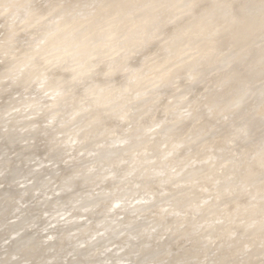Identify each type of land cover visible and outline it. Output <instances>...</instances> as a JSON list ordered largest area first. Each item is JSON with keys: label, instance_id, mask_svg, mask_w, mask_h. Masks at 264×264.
Segmentation results:
<instances>
[{"label": "water", "instance_id": "obj_1", "mask_svg": "<svg viewBox=\"0 0 264 264\" xmlns=\"http://www.w3.org/2000/svg\"><path fill=\"white\" fill-rule=\"evenodd\" d=\"M16 1L23 2V0ZM73 1L28 0V3L24 6L23 15L19 16L17 13L21 8L18 11L16 7H13L14 2L0 0V69L2 71V73L0 72V136H2V139L5 137L22 139L21 142L16 144V147L8 149V155L14 156L20 153L25 159L19 160L14 165H0V264H188L187 262L191 264H213L212 262L216 260L217 255L225 247H238L235 260L237 264H245V261L251 258L255 254L254 251L257 250V247L250 248L254 245L251 242L254 240L253 235L257 234V227L264 225V219L260 220L262 216L255 217H261L258 219L260 222H258L254 221L255 218H252L256 215L255 210V215L249 218L246 215L232 214L231 217H234L233 222L236 220L237 223L244 224L247 230L252 229L253 232H241L234 224L231 230L222 236L208 229L209 226L225 224L223 222L226 220V215L224 216L221 210L213 211L211 206L213 201L216 200L214 198L216 192L220 190L221 183L222 185L224 184V181L220 184L219 182L225 177L226 172L231 171L229 176L233 175V171L239 169L240 161H242L241 158L232 157L226 147H218L215 156L208 158L211 160L212 168L216 159H222L225 165L223 172L219 176H213V169L210 171L209 175L210 177L212 176L211 185L215 183L219 185L215 184L213 186V189L217 188L216 191L207 192L206 194H188L184 186L193 181L196 173L205 169L204 161L207 159L197 163L182 165L173 173L169 162L178 145L173 148L174 150L163 151L164 153L160 159L164 165L160 175H163V178L159 185L160 191H156L158 192L157 194L156 192L149 193L139 189L141 188V182L145 180L139 177V173H132L134 170L139 169L138 166H135L137 163L131 166L130 162L129 165L131 167L128 165L121 174L112 172L99 175L97 172L79 171V165L76 162L80 157V152L92 153V157L99 165L101 162L111 160L119 153L129 149L134 143L145 141L147 138L144 135H146L147 130L144 128L133 130L131 135L122 139L121 142L104 141L91 152L87 147L89 143L85 144V142H87L90 135L95 133L99 135L100 130L97 132L96 128H92L89 131L90 134L80 132L89 123L90 118L87 119L89 115L87 113L83 117L85 122L76 125V123L82 122V117H79L75 124H68L64 128L65 130L63 129L55 135V141H52V149L45 150L39 162L38 160L36 161V156L40 153L43 144L38 141V144H32L30 147L25 146L28 143L27 140L31 139L32 133L36 129H42L46 124L53 125L55 121H61L60 125L65 126L72 115L82 114L85 109L88 111L96 106L93 104L95 100L92 101L89 97L85 99L86 96L80 88L86 81L97 76V70L106 62L104 61L107 59L106 57L114 56L119 49L120 51L124 49V58L117 60V62H107L108 69L106 68L107 71L103 74L105 78L101 79L105 84L100 82L99 85L101 89L107 90L115 80L121 82L120 91L112 94L107 92L104 96L105 98L109 97L107 94L118 96L114 99L117 101L109 103L111 107H119L116 111L121 115L113 117L112 124H114L116 121L122 122L125 119L126 115L122 102L129 92H132L131 100L139 97L140 99L138 98L137 101L145 102L143 103L145 106L156 99L157 96L153 95V93L157 91L162 93L170 87L174 89L180 81L177 80V77L183 74L179 75L178 69L171 75V79L167 81L165 79L166 72L172 67H176L177 64L186 63L185 54L192 40L199 42L216 41L220 31L230 29V27L225 26L228 24L225 23L228 18H225L224 13L216 16V9L214 10L215 12L209 9L199 20L193 18L190 22L189 20L194 12L193 9H197L194 7V4H197V0H169L159 10H157L158 0L156 2L153 0V3H149L151 0H135L134 6L127 11L119 10L118 7L111 9L112 11L109 12L112 13L111 15L119 13V21L112 19L109 26L110 29L106 31L103 37L87 40L88 43L86 42V44H89V48L82 55L78 50L81 45L80 41H78L77 37L75 41L74 36L85 32L88 28L85 27L76 32L78 22L91 18L92 14L86 13L89 8L92 12L95 9H101L102 12L108 1L80 0L77 5L71 6L70 3L73 5ZM151 6V10L155 11L145 14L144 11ZM220 6L222 7L223 5L220 4ZM243 6L242 11L244 13L251 15L255 20L262 18L264 22L263 2L257 4L254 0H246ZM58 8L62 9L58 11ZM55 13L56 16L51 17ZM32 14L33 16H31ZM41 14H47L48 16L51 14V18L43 24V27L38 24ZM150 14H152V17L157 15L163 24L154 25L156 28H153V25L149 26L147 29L132 34L127 38H125L124 34L118 33L121 28L125 29L126 25L131 26L143 19L146 20V17ZM31 17L36 18V20L29 21ZM65 18H68V21L61 23ZM186 20L188 23H192L191 26L193 27L186 29L188 34L181 40L183 42L179 43L182 45H176L174 48L172 43L178 38H176L177 35L170 28ZM194 20L196 21L194 22ZM57 22L61 23L58 27H56ZM112 28L115 29L112 31ZM116 28H119V30L113 36ZM255 29V31H258L259 27ZM248 34L251 37L246 35L247 38L242 39L235 36L234 33H230L228 38L243 44L247 39L254 38L256 35L254 32H249ZM70 35L73 39L71 37L63 45L56 43L57 45L52 44V48H49L50 46L43 48L46 41L48 42L50 39L55 40L60 37L59 39L62 40V38ZM35 36H38L37 39H35ZM167 38L169 39L167 40L168 43L163 44L162 40ZM223 41L220 40L218 45ZM99 44H102L103 47ZM105 44L108 45L105 46ZM3 45L4 47H2ZM154 50L163 54L166 53L167 57L163 58L159 63L149 64ZM24 51L29 53V57L25 58V62L22 65L13 64L7 69L8 61L19 59L24 54ZM40 52H46L47 57L43 61H38L37 53ZM248 54L250 53L243 52L240 54L239 58L233 62L232 70L234 68L241 70L242 66L248 70L246 61ZM260 57L264 59V55ZM37 61L38 64H41V67L36 69L39 70L37 76L40 77L42 73L43 76L39 79L34 75L35 78L29 81L35 70L31 71V69L35 67ZM161 62L164 64H161ZM74 64L75 69L72 68ZM130 64L146 67L145 72H139L138 77L134 81H130V73L132 72V70L128 72ZM185 65L186 70L183 72H190L191 69L193 70L194 62L190 61ZM89 67L91 69H87ZM167 67L168 69H164ZM82 69H84L83 72ZM261 73L255 74L257 81L260 80L257 77L263 75ZM242 74H245V72ZM61 75H67L65 80H62L65 83H58L56 90L48 88L54 79H58ZM192 76L190 75L189 77ZM233 76L234 74L231 73L224 82L233 83ZM150 77L154 79L164 78L167 82L162 79L156 89L138 90V84L140 83L139 86L144 85L143 81ZM93 84L95 86L97 83L94 82ZM18 87H24L25 89H19ZM96 87L98 88V85ZM100 88H98L99 91H101ZM76 91H80L81 95H77ZM64 95H67V99H63ZM36 96H39V101L34 102V105L33 103L28 105L21 103L22 100H28ZM68 96L74 98L75 101L69 102ZM77 96H81L82 100L76 99ZM118 98H122V100ZM7 103H10V107L6 110ZM64 104H73L72 111L60 115L58 110H63ZM48 109H54V112L57 111L54 115L50 111L47 113ZM135 111L134 113H137ZM173 115L174 118H178L174 126L163 129V122H158V142L161 139L167 140L171 136L173 129L176 128L175 125L187 121L190 116V114L180 116V114L175 112ZM107 117L97 116L94 119L98 121ZM30 119H33L32 123L29 122ZM14 120H17L15 123L19 124L14 129L6 130L9 122ZM70 126H72L71 130L73 129V132H77V136L68 140L66 138L70 136L71 132L68 133L66 130ZM135 133L138 134L135 135ZM70 143H74V148L71 147ZM34 146L36 147L34 148ZM57 149H59L58 152H56ZM159 150H162V147L158 145V150L155 151ZM255 154L257 155L256 158L264 159V142ZM148 156H150L149 152H145L140 158L134 160L136 162L142 161L144 157ZM150 157L157 159V162L159 161L158 154ZM143 168L139 169L140 173ZM259 170L250 167L247 171H252L255 174L254 176H259L264 173V170L260 172ZM84 177L87 181H80L79 178ZM263 177L259 176L257 181L259 179L263 180ZM72 179L74 181L78 180L80 186L77 187L78 184L74 183L70 185ZM113 180L123 181L122 187L118 192L119 195L112 200L109 199L106 203L102 202L104 206L101 207V204L99 205L98 203L109 198L108 194L110 191L106 188L108 186L107 182L110 183ZM250 180L239 184V186L243 185L241 187H244V190H242L243 195L239 196L238 204L236 203L237 200L231 197V194L230 198L227 197V199L224 198L222 200L225 204H232V212L252 208L254 204L252 200L257 197V194L251 193L253 189L251 186L254 183L250 182ZM46 181L48 182L46 183ZM92 183L96 184L94 189H85ZM151 187V190H153V185ZM174 188L177 189L175 190ZM72 189L77 196L73 201L66 202L70 194H73ZM231 190L233 189L224 191L229 193ZM182 192L183 194H181ZM152 195H154L153 201L151 200ZM176 196L179 200L186 201H184L185 204L183 206H174L175 203L173 204V201ZM262 198L264 199V195H262ZM51 202H54L55 205L50 206ZM68 202H70V205ZM203 205L210 206L207 214L201 213L202 210L200 208ZM46 206L48 208L45 211L44 207ZM238 206L239 209L237 208ZM186 208L189 210H186ZM258 208L261 212H264V205ZM157 211L162 216L161 219L154 218L153 213ZM178 211L181 212L179 213ZM204 215L207 216L203 217ZM188 218L191 220L192 225L189 227V232L182 236V230L185 226L188 227L187 224L189 223L186 221ZM88 224L91 228L87 230V232L89 231L87 236L82 237L83 233H80V240L72 244L73 239L77 236L74 232L81 230L84 225L88 226ZM214 230L217 231L216 229ZM263 233L264 231L260 234ZM60 239L65 240L62 248L57 246V240ZM239 242L242 245L241 247ZM261 243L264 244V239L261 240ZM193 244H198L196 248L200 250V255L197 257L184 253L187 248H192ZM180 251L184 253V256L176 261L174 258ZM158 256L161 258H158Z\"/></svg>", "mask_w": 264, "mask_h": 264}, {"label": "bare ground", "instance_id": "obj_2", "mask_svg": "<svg viewBox=\"0 0 264 264\" xmlns=\"http://www.w3.org/2000/svg\"><path fill=\"white\" fill-rule=\"evenodd\" d=\"M3 1H7V0H3ZM12 1V3H13V7H16L17 9H18V11H19V9L21 8V10L17 13L19 16H22L23 15V12H24V10H25V8H24V6H26V3H28V0H23V2H21V1H16V0H10V2ZM80 0H74L73 1V5L70 3V5L71 6H75V5H77V3L79 2ZM108 2H107V4H106V6H105V8H104V10H109V11H105L104 12V10H102V12H101V9H95V10H93V12L91 11V9L89 8V9H87V12L86 13H90V14H92L91 15V18H89L88 20H84V21H79L78 22V26H77V29H76V32H78V30H81V29H83V28H85V27H87L88 29L85 31V32H81L79 35L77 34V36L75 35L74 36V39H75V41H76V37H77V39H78V41H80V49H79V47H78V50H79V52L83 55V53H85V52H87L88 51V48H89V44L87 45L86 44V42H87V40H92L93 38H96V37H103L104 35H105V33H106V31L108 30V29H110L109 28V26L111 25V20L112 19H116V21L118 20L119 21V19H120V16L118 15L119 13H116L117 15H111L112 13H109V12H111L112 10L111 9H113V8H115V7H118L119 8V10H122V11H127V10H129V9H131L133 6H134V3H135V0H107ZM140 1H146V0H140ZM155 2H156V0H154ZM167 1H169V0H158V5H157V10H159V8H161V7H163V5L164 4H166V2ZM171 1H174V0H171ZM246 0H197V4H194V7L195 8H197V9H193L194 10V12H193V14H192V18L189 20L190 22L192 21V19L193 18H195L196 20H199L200 19V17L201 16H203L205 13H207L208 11H209V9L210 10H213V12H215L214 10L216 9V13H215V15L216 16H220V14L221 13H224L225 15V18L227 19V21L225 22V23H228L227 25H225V26H227V27H230V29H232L233 31H234V34H235V36H237V37H241L242 39L243 38H247L246 37V35L248 36V35H250V34H248L249 32H251V33H255V34H257V31H255L256 29L255 28H258V27H260L262 24H263V19L262 18H258V19H254V18H252L251 17V15H248V14H246V13H244V11H242V8L244 7L243 6V4H244V2H245ZM255 1V3H264V0H254ZM149 3H153V0H151V2H149ZM156 4V3H155ZM220 4H222L223 6L221 7L220 6ZM215 6V8H213ZM216 6H218L217 8H216ZM220 6V7H219ZM95 8V7H94ZM151 8H152V6L150 7V8H148L147 10H145L144 12H145V14H147V13H151V11H155V10H151ZM59 10L58 11H60V9H62V8H58ZM77 9V8H76ZM81 10H82V8H80ZM170 9V8H169ZM212 12V11H211ZM57 13V12H56ZM56 13L55 14H53L51 17H55L56 16ZM42 15V14H41ZM51 15V14H50ZM50 15L48 16L47 14H44V15H42L41 17H40V19L38 20V21H40V22H38V24L40 25V27H43V24L46 22V21H49L48 19H50L51 17H50ZM152 14H150L148 17H146L147 19L146 20H142V21H139L138 23H136V24H134V25H131V26H125V29L124 28H121L120 30H119V28H116V31H114V33H113V36L118 32V30H119V34H124L125 35V38H127V37H130V35H132V34H135V33H138V32H141V30H144V29H147L149 26H154V25H156L157 24V26L158 25H162L163 23L161 22V20H160V18L156 15V16H154V17H152L151 16ZM31 16H33V14L31 15ZM49 17V18H48ZM152 17V18H151ZM36 20V18H30L29 19V21H35ZM68 18H65V20L64 21H62L61 23H66L68 20H67ZM160 20V21H159ZM196 20H194V22L196 21ZM48 23V22H47ZM61 23H58L57 22V24H56V27H58L59 25H61ZM37 24V25H38ZM165 24V23H164ZM190 23H188V21L186 20V21H183V22H181L179 25H177V26H172L170 29L175 33V35H177V37L176 38H178V39H176L173 43H172V45L174 46V48H175V46L176 45H178V46H180V45H182V44H179L180 42H181V40L182 39H184L185 38V36L188 34L187 33V30L188 29H191L193 26H191V24L189 25ZM75 25H76V23H75ZM153 28H156L155 26L153 27ZM115 28H112L111 30L113 31ZM128 29V30H127ZM187 29V30H186ZM229 29V30H230ZM125 30H127V31H125ZM157 30V29H156ZM227 30V29H226ZM43 31H48V30H43ZM190 31V33H192V31L191 30H189ZM259 31V30H258ZM264 32V30H262V32H261V30H260V34L261 33H263ZM41 33V32H40ZM62 34H64V33H62ZM260 34H258L259 36H260ZM254 35V34H253ZM252 35V36H253ZM118 36V35H117ZM220 36V35H219ZM263 36V35H262ZM38 37V36H37ZM37 37L35 36V39H37ZM72 36L70 35V36H66V38H62V40H60L59 38L60 37H58V38H56L55 40H53V39H50L48 42L46 41V44H45V46H43V48H46V47H49V48H52V44H59V45H63V43H66L67 42V40L68 39H70ZM189 37V36H188ZM248 37H251V36H248ZM254 37H256V36H254ZM124 38V39H125ZM221 38V37H220ZM72 39H73V37H72ZM118 39H120V38H118ZM148 39L150 40V38L148 37ZM152 40V39H151ZM167 40H169L168 38L165 40H162V43L163 44H167L168 42H167ZM249 40H251L252 41V39L251 38H249L248 39V41ZM263 40V39H262ZM60 41V42H59ZM193 41V40H192ZM147 42H149V41H147ZM147 42H145V43H147ZM183 42V41H182ZM181 42V43H182ZM195 42H196V40H195ZM194 42V43H195ZM226 42V41H225ZM224 42V43H225ZM262 42V41H261ZM88 43V42H87ZM111 43V42H110ZM191 43V42H190ZM216 43H217V41H216ZM239 43V42H238ZM244 43V42H243ZM247 43V42H246ZM56 44V45H57ZM103 44H104V42H103ZM195 44H197V43H195ZM199 44V43H198ZM209 44V43H208ZM229 44V43H228ZM232 44V43H231ZM248 44V43H247ZM252 44V43H251ZM261 44V43H260ZM258 45V46H254L255 48H253V49H250L251 50V59H253L254 60V58L253 57H258V55H259V57L260 56H262V55H264V45L262 44V45ZM4 45H5V43H4ZM4 45L2 46V47H4ZM100 46H102V44H99ZM106 45H108V44H105V46ZM129 45V44H128ZM191 45V44H190ZM192 45H193V42H192ZM225 45V44H224ZM233 45V44H232ZM240 45V44H239ZM242 45V44H241ZM250 46V45H249ZM103 47V46H102ZM190 47V46H189ZM225 47V46H224ZM126 48H130V47H126ZM125 48V49H126ZM226 48V47H225ZM239 48H241L242 49V46L241 47H239V46H237V49H239ZM247 48V47H246ZM194 49V48H193ZM193 49H191L190 48V51L191 50H193ZM196 49V48H195ZM233 47H232V51H233ZM241 49H240V51H241ZM62 50V49H61ZM228 50V49H227ZM231 49H229L227 52H229ZM3 51V50H2ZM189 50H188V52H190ZM232 51H230L231 53H232ZM47 52V51H46ZM46 52L44 53H37L38 54V56L37 57H39L38 58V61H40V60H42L43 61V59H46ZM49 52V51H48ZM123 52H124V49H122V51H120V49H119V51L118 52H116V54H114V56L113 57H115V58H113L112 56H108V57H106L107 59L106 60H104V61H106L98 70H97V76H95V77H92L91 79H89L88 81H86L83 85H81L80 87V89H81V91H82V93L86 96L85 97V99L86 98H90L92 101H94V103L93 104H95L96 106H94L93 108H90L88 111H87V109H85L83 112H82V114H74V115H72L71 116V118H70V121H68L66 124H65V126H63V125H60V122L61 121H55L54 123H53V125L51 124V125H45V127L44 128H38V129H36L35 130V132H33L32 133V136H31V139L30 140H27V142L28 143H26L25 144V146L26 147H30L32 144L34 145L35 143L36 144H38V141H40V144L42 143L43 144V146H42V148H41V151H40V153H38L37 154V156H36V161L38 160V162H39V160L43 157V153H45L44 151L45 150H49V149H52V147H53V143H52V141L56 138V136L55 135H57V133H59V132H61L66 126H68V124H75V122H77V120H78V118L80 117H82V122H80V123H76V125H79V124H82L83 122H85V121H83L84 119H83V117L87 114V113H89V115H88V117H87V119H89L90 118V120H89V123H88V125L84 128V129H81V131L80 132H84V134H86V133H88V134H90L89 133V131H91L92 130V128H96V130L98 129V128H100V127H102L103 125H109V124H112L113 122V120H114V116H119L120 114H119V112H117L116 110H117V108H119V107H111L110 105H109V103L110 102H113V101H117V100H114L116 97H118V96H111V95H109V94H107V96H109V97H104L105 95H106V93H107V90H104V89H101L100 87H99V85H100V82H102V78H105L104 76H103V74H105V72L107 71V62H111V61H115V62H117V60L119 61V60H121L122 58H124V56L125 55H123ZM193 52V51H192ZM196 52H197V50H196ZM225 52V51H224ZM234 52H236L235 50H234ZM243 52V51H242ZM249 52V51H248ZM157 53V52H156ZM158 53H160V52H158ZM187 53V52H186ZM230 53V54H231ZM237 53H239L238 52V50H237ZM247 53V52H246ZM154 54H155V52H154ZM215 54V53H214ZM220 54V53H219ZM226 54V53H225ZM228 54V53H227ZM227 54L225 55L226 57H227ZM229 54V55H230ZM240 54V53H239ZM158 55V54H157ZM156 55V56H157ZM189 55V54H188ZM192 56H193V53L191 54ZM217 55V54H216ZM228 55V56H229ZM237 55V54H236ZM235 55V53H234V58L235 57H237ZM248 55H250V54H248ZM36 56V55H35ZM159 56V55H158ZM160 56H161V54H160ZM159 56V57H160ZM166 55H164V57H165ZM187 56V55H186ZM219 57H221V59H222V53H221V55H218ZM224 56V57H225ZM27 57H29V53H27L26 51H24V54L22 55V57H20L19 59H15V60H10V61H8V63H7V65H6V68L7 69H9V67H11V66H13V64H16V65H22L24 62H25V58H27ZM36 57V58H37ZM112 57V58H111ZM188 57V56H187ZM187 57H186V59H187ZM219 57H218V60H219ZM230 57V56H229ZM153 58H155V57H153ZM161 58V57H160ZM191 58V57H190ZM194 58H196V57H194ZM193 58V59H194ZM201 58H202V56H201ZM230 58H232V57H230ZM234 58H232V59H234ZM238 58V57H237ZM115 59V60H114ZM185 59V60H186ZM189 59V58H188ZM203 59V58H202ZM231 59V60H232ZM71 60V59H70ZM152 60V59H151ZM159 60V59H158ZM162 60V59H161ZM211 60V59H210ZM252 60V61H253ZM38 61H37V63H36V65H35V67L33 68V69H31V71H33L34 69V71H33V73H32V75H31V77H30V79H29V81L32 79V78H35L34 77V75L35 76H37L38 74H37V72H39V70H36L38 67H41V64H38ZM49 61H50V59H49ZM156 61V60H155ZM154 61V62H155ZM256 62L258 61V59L257 60H255ZM261 61H262V59H261ZM149 62H150V60H149ZM151 62H153V61H151ZM159 62V61H158ZM157 62V63H158ZM207 62V61H206ZM219 62V61H218ZM222 62H224L225 63V61H222ZM256 62L253 64V62L251 63L252 65H254L255 66V64H256ZM260 62V61H259ZM263 62H264V60H263ZM187 63V62H186ZM185 62H182L181 64H177L176 65V67H172L170 70H168L167 72H166V74H165V79L167 80V81H169L171 78V75L175 72V71H177L178 69H179V71H178V73H179V75L183 72V71H185L186 70V64ZM205 63V62H204ZM207 63H209L210 64V62H207ZM214 63V61L212 62V64ZM220 63V62H219ZM227 63V62H226ZM229 63V62H228ZM248 63V62H247ZM261 63V62H260ZM260 63H259V65H260ZM49 64V63H48ZM150 64H152V63H150ZM216 64H217V62L215 63V67H216ZM258 64V63H257ZM101 65V64H100ZM135 64H133V66H134ZM138 65V64H137ZM205 65H206V63H205ZM204 65V66H205ZM218 65V64H217ZM220 65V64H219ZM223 65V64H222ZM226 64H224V67H227V66H225ZM228 65V64H227ZM258 65V66H259ZM43 66H47V65H43ZM73 66V65H72ZM210 66H212V65H210ZM249 66H250V64H249ZM249 66H248V68H249ZM257 66V65H256ZM262 65H260L259 67H261ZM217 67H219V66H217ZM221 67V66H220ZM231 67V66H230ZM233 67V66H232ZM231 67V68H232ZM243 67V66H242ZM263 68H264V64H263V66H262ZM43 68V67H42ZM73 69H75V64H74V66L72 67ZM107 68V69H106ZM135 68V67H134ZM197 68V67H196ZM204 68V67H203ZM230 68V69H231ZM252 69H253V67H251ZM258 68V67H257ZM257 68H255V69H257ZM87 69H91V67H89V68H87ZM193 69H194V66H193ZM200 69V68H199ZM201 69H202V67H201ZM212 69H213V67H212ZM223 69V68H222ZM225 69V68H224ZM251 69V70H252ZM255 69H254V72H256V71H258V69L255 71ZM41 70V69H40ZM43 70V69H42ZM130 70V69H129ZM142 70V69H141ZM141 70H139V69H134L131 73H130V81H134V79H136L137 77H138V74H139V72L141 71ZM203 70V69H202ZM228 70H229V68H228ZM262 70H264V69H262ZM261 70V71H262ZM75 71V70H74ZM74 71H73V73H74ZM84 71V69H82V72ZM100 71V72H99ZM103 71V72H102ZM206 71H207V69H206ZM224 71V70H223ZM249 71V70H248ZM253 71V70H252ZM260 71V72H261ZM0 72L2 73V71H1V69H0ZM82 72H80V73H82ZM193 73H194V71H192ZM195 72H197V70L195 71ZM212 73H213V71H211ZM226 72V71H225ZM229 72H230V70H229ZM243 72H245V74H242ZM251 72V71H250ZM79 73V72H78ZM189 73V72H188ZM211 73V74H212ZM214 73H215V70H214ZM232 74H234V76H233V82L234 83H236L237 81H238V83H239V80L240 79H242V77H245V75H246V73H247V69L246 70H236L235 68L232 70V72H231ZM43 74V73H42ZM40 75V77L39 76H37L39 79L43 76V75ZM187 74V73H186ZM192 74V73H191ZM196 74V73H195ZM209 74H210V72H209ZM210 74V75H211ZM220 74H221V72H220ZM256 74V73H255ZM207 75V74H206ZM215 76H216V74H214ZM219 75V74H218ZM227 75H228V73H227ZM226 75V76H227ZM252 75V74H251ZM254 75V74H253ZM66 77H67V75H65ZM64 75H61L58 79H54V81L48 86V88H50V89H52V90H56V88H58V83H65V81L63 82L62 80H65V77ZM195 77V76H194ZM198 76H196V78H197ZM201 77H202V75H201ZM203 77H204V75H203ZM205 77H207V76H205ZM204 77V78H205ZM220 77H222V76H220ZM219 77V80L221 79ZM246 77H247V75H246ZM245 77V78H246ZM248 77H250V75L248 74ZM247 77V78H248ZM68 78H69V75H68ZM200 78V77H199ZM208 78H209V76H208ZM207 78V79H208ZM214 78V77H213ZM212 78V79H213ZM218 77H216V79H217ZM254 78V77H253ZM152 79V78H151ZM158 79V78H157ZM160 79V78H159ZM164 79V80H165ZM198 79V78H197ZM202 79V78H201ZM206 79V78H205ZM250 79H252V78H249V80ZM255 79V78H254ZM35 80H38V79H35ZM147 80V79H146ZM149 80H150V78H149ZM153 81L152 82H155L154 81V79H152ZM156 80V79H155ZM162 80V79H161ZM165 80V81H166ZM214 80H215V78H214ZM105 81H107V80H105ZM166 81V82H167ZM192 81H194V79L192 80ZM191 81V82H192ZM254 81V80H253ZM260 81V80H259ZM97 83V84H95V86H94V84L93 83ZM117 82V81H116ZM145 82L146 81H144V84H145ZM148 82V81H147ZM152 82H151V84H152ZM199 82H200V80H199ZM206 82V81H205ZM205 82H204V84H205ZM211 82V81H210ZM217 82H218V80H217ZM216 81L214 82L215 83V85H216V83H217ZM241 82V81H240ZM251 83L250 84H252V83H254V82H252V80L250 81ZM264 82V81H263ZM149 83V82H148ZM190 83V82H189ZM194 83V82H193ZM208 83V82H207ZM221 83V82H220ZM224 84H226L225 82H223ZM242 83H243V81H242ZM246 83V82H245ZM260 83H261V81H260ZM102 84H105V83H103L102 82ZM151 84H150V86L149 87H151ZM155 84V83H154ZM160 84V83H159ZM195 84V83H194ZM200 84V83H199ZM200 85V86H203V87H205V85ZM211 84V83H210ZM212 84H213V82H212ZM218 84V83H217ZM229 84V83H228ZM231 84H233V83H231ZM237 84V83H236ZM246 84H248V83H246ZM255 84V83H254ZM96 85H98V88H100L101 89V91H99L98 90V88L96 87ZM117 85V84H116ZM140 85V83L138 84V86ZM146 85H147V83H146ZM149 85V84H148ZM147 85V86H148ZM153 85V84H152ZM156 85V84H155ZM185 85H186V83H185ZM187 85H188V83H187ZM191 85V84H190ZM190 85H189V87H190ZM193 85V84H192ZM198 85V84H197ZM214 85V84H213ZM235 85V84H234ZM243 85V84H242ZM259 85H261L262 86V84H259ZM85 86H87V87H85ZM102 86V85H101ZM143 86V85H142ZM182 86V85H181ZM184 86V85H183ZM199 86V87H200ZM226 86V85H225ZM225 86H223V90L225 91V89H224V87ZM230 86V85H229ZM240 86V85H239ZM148 87V88H149ZM156 87V86H155ZM188 87V86H187ZM186 87V88H187ZM192 87V86H191ZM190 87V88H191ZM199 87H197V88H199ZM210 87V86H209ZM208 87V88H209ZM212 87V86H211ZM214 87V86H213ZM212 87V88H213ZM231 87L234 89V87L231 85ZM241 87V86H240ZM252 87V86H251ZM257 87H259L258 85H257ZM263 87V86H262ZM19 89H25L24 87H18ZM108 88H111V87H108ZM116 89H117V87H115ZM119 88H120V86H119ZM179 88V87H178ZM195 88V87H194ZM211 88V89H212ZM238 88V87H237ZM253 88V87H252ZM251 88V89H252ZM255 88V87H254ZM146 89V88H145ZM203 89V88H202ZM205 89V88H204ZM203 89V90H204ZM232 89V90H233ZM249 89H250V87H249ZM263 89V88H262ZM118 90V89H117ZM139 90V89H138ZM174 90V89H173ZM188 90V89H187ZM194 90V89H193ZM202 90V91H203ZM209 90V89H208ZM213 90V89H212ZM214 90H216V91H218L217 89H214ZM227 90V89H226ZM234 90H236V87H235V89ZM233 90V91H234ZM248 90V89H247ZM246 90V91H247ZM110 91H112V90H110ZM110 91H108V92H110ZM140 91H141V89H140ZM172 91V90H171ZM201 91V92H202ZM228 91H230L229 89H228ZM227 91V92H228ZM250 91V90H249ZM77 92V95H81V92L80 91H76ZM115 92V91H114ZM190 92V91H189ZM192 92V91H191ZM208 92V91H207ZM212 92V91H211ZM215 92V91H214ZM222 92V91H221ZM232 92V91H231ZM245 92V91H244ZM256 92V91H255ZM157 93V92H156ZM168 93V92H167ZM172 93V92H171ZM194 93V92H193ZM210 93V92H209ZM225 93H226V91H225ZM259 93H261L260 91H259ZM263 93V92H262ZM261 93V94H262ZM73 94V93H72ZM157 94H159V93H157ZM207 94V93H206ZM232 94V93H231ZM234 94V93H233ZM249 94V92H247V95ZM250 94H255V93H252V91H251V93ZM257 94V93H256ZM175 95V94H174ZM197 95V94H196ZM215 95V97L217 96L216 94H214ZM242 95H244V94H242ZM193 96V95H192ZM200 96V95H199ZM207 96V95H206ZM211 96V95H210ZM220 96H221V94H220ZM223 96V98H224V96H226V95H222ZM222 96H221V99H222ZM236 96V95H235ZM235 96H233L232 95V97H231V99L233 98V97H235ZM262 96V95H261ZM263 96H264V94H263ZM262 96V97H263ZM129 97V96H128ZM165 98H167L166 96H164ZM227 97V96H226ZM245 97V96H244ZM252 97V95L250 96V98ZM169 98V97H168ZM196 98V97H195ZM197 98H199V97H197ZM210 98V97H209ZM242 98V97H241ZM63 99H67V95H64L63 96ZM68 99H69V102H72V101H75L74 100V98H71V96H68ZM76 99H80V101L82 100V98H81V96H77V98ZM118 99H121L122 100V98H118ZM192 99H194V98H192ZM212 99V98H211ZM214 99V98H213ZM218 99V98H217ZM243 99V98H242ZM253 99H255V98H253ZM262 99H264V98H262ZM136 100V99H135ZM135 100H133V101H135ZM159 100H161V99H159ZM203 100V99H202ZM206 100H207V98H206ZM214 100H216V99H214ZM218 100H220V99H218ZM228 100V99H227ZM244 100V99H243ZM260 100V98L258 99V101ZM36 101H39V96H36V97H34V98H31V99H28V100H22L21 101V103L23 104V105H28V104H31V103H33V105H34V102H36ZM78 101V100H77ZM120 101V100H119ZM164 101H166V100H164ZM180 101V100H179ZM192 101V100H191ZM232 101V100H231ZM236 101V100H235ZM245 101V100H244ZM263 101V100H262ZM9 102V101H8ZM125 102V101H124ZM128 102H130V101H128ZM181 102V101H180ZM204 102V101H203ZM216 102V101H215ZM214 102V103H215ZM226 102V105L229 103H227V101H225ZM233 102H234V100H233ZM260 102V101H259ZM85 103H87L86 101H85ZM156 103V102H155ZM154 103V104H155ZM160 103H161V101H160ZM159 103V104H160ZM167 102H165V104H166ZM198 103V102H197ZM242 103V102H241ZM244 103V102H243ZM251 103H253L252 101L250 102V105L252 106V104ZM260 103H262V102H260ZM125 104V103H124ZM123 104V105H124ZM151 104V103H150ZM158 104V105H159ZM163 104H164V102H163ZM187 104V103H186ZM211 104V103H210ZM263 104L264 103H262L261 105L263 106ZM73 104H70V105H67V104H64V107H63V110H58V114H60V115H62V114H67V113H69V112H71L72 110V108H73V106H72ZM120 105V104H119ZM153 105V104H152ZM183 105H184V103H183ZM193 105V104H192ZM197 105H199V104H197ZM201 105H203V104H201ZM200 105V106H201ZM222 105V104H221ZM223 105H225V104H223ZM240 105H243V104H240ZM260 105V106H261ZM166 106V105H165ZM177 106H179V105H177ZM190 106V105H189ZM188 106V108H190ZM204 106V105H203ZM248 106H249V104H248ZM251 106L249 107V113L251 112V110H250V108H251ZM255 106V105H254ZM9 107H10V103H7V105H6V110L7 109H9ZM53 107V106H52ZM148 107H149V105H148ZM147 107V108H148ZM151 107H153V106H151ZM185 107V106H184ZM193 107V106H192ZM199 107V106H198ZM224 107V106H223ZM246 107V106H245ZM264 107V106H263ZM262 107V109L261 110H263L264 108ZM146 108V107H145ZM147 108H146V112H147ZM156 108V107H155ZM161 108V107H160ZM163 108V107H162ZM175 108V107H174ZM186 108V107H185ZM184 108V109H185ZM201 108V107H200ZM213 108H214V106H213ZM216 108H218V107H216ZM215 108V109H216ZM219 108H220V106H219ZM218 108V109H219ZM221 108H222V106H221ZM256 108V107H255ZM260 108V107H259ZM258 108V109H259ZM95 109H98V110H95ZM153 109H154V107H153ZM152 109V110H153ZM164 109H166V107L164 108ZM164 109H163V113H165L164 112ZM167 109H168V107H167ZM173 109V108H172ZM176 109H177V107H176ZM181 109V108H180ZM206 109H207V106H206ZM210 109V108H209ZM218 109H217V111H218ZM252 109V108H251ZM257 109V108H256ZM124 110V109H123ZM151 110V111H152ZM155 110V109H154ZM153 110V111H154ZM159 110V109H158ZM175 110V109H174ZM178 110V109H177ZM176 110V112H178ZM191 110H192V108H191ZM49 111L51 112V113H54V115H55V112L57 111H55L54 112V109H48L47 110V113H49ZM89 111H92V112H89ZM161 111V110H160ZM166 112H167V110H165ZM168 111H169V109H168ZM173 111V110H172ZM181 111H183L182 109H181ZM210 111V110H209ZM213 111H214V109H213ZM219 111H220V109H219ZM243 111H244V109H243ZM256 111V110H255ZM259 111V110H258ZM156 112V111H155ZM187 112V111H186ZM191 112V111H190ZM189 112V113H190ZM257 112V111H256ZM264 112V111H263ZM50 113V114H51ZM150 113V112H149ZM161 113V112H160ZM162 113V114H163ZM174 113V112H173ZM193 113V112H192ZM205 113V112H204ZM212 113V112H211ZM220 113V112H219ZM247 113V112H246ZM258 113V112H257ZM259 113H261V112H259ZM115 114V115H114ZM127 114V113H126ZM180 114V113H179ZM182 114V113H181ZM185 114V113H184ZM214 114H217V113H214ZM262 114V113H261ZM46 115V114H45ZM96 115V116H95ZM151 115H153V114H151ZM154 115H155V113H154ZM158 115V114H157ZM160 115V114H159ZM213 115V114H212ZM260 115V114H259ZM97 116H108L107 118H102V119H99L98 121H96L94 118L95 117H97ZM121 116V115H120ZM162 116H164V115H162ZM225 116V115H224ZM251 116V115H250ZM254 116V115H253ZM252 116V117H253ZM256 116V115H255ZM114 117V118H113ZM150 117V116H149ZM148 117V118H149ZM157 117V116H156ZM200 116H198V118H199ZM215 117V116H214ZM219 117V116H218ZM248 117V116H247ZM139 118V117H138ZM137 118V119H138ZM151 118V117H150ZM160 118V117H159ZM158 118V119H159ZM162 118V117H161ZM167 118V117H166ZM208 118V117H207ZM210 118V117H209ZM233 118V117H232ZM246 118V117H245ZM136 119V120H137ZM157 119V118H156ZM157 119V120H158ZM194 119V118H193ZM195 119H197V116L195 117ZM206 119V118H205ZM220 119V118H219ZM221 119H223V117H221ZM229 119V118H228ZM244 118H242V120H243ZM156 120V121H157ZM168 120V119H167ZM172 119H169V121H171ZM15 121H17V120H14V121H11V122H9V126L7 127V129L6 130H11V129H14L15 128V126L17 125V124H19V123H15ZM96 121V122H95ZM147 121V120H146ZM155 121V122H156ZM159 121H161V120H159ZM203 121V120H202ZM207 121V120H206ZM209 121V120H208ZM211 121V120H210ZM224 121H225V119H224ZM240 121V120H239ZM248 121V120H247ZM246 121V122H247ZM253 121V120H252ZM257 121V120H256ZM29 122L30 123H32L33 122V119H30L29 120ZM123 122V121H122ZM148 122V121H147ZM152 122V121H151ZM155 122H154V124L152 125V127H151V125H150V127L151 128H153L154 126H155ZM165 123H166V121H164ZM192 122V121H191ZM212 122V121H211ZM238 122V121H237ZM64 123V122H63ZM193 123V122H192ZM199 123H201V122H199ZM199 123H197V124H199ZM209 123V122H208ZM215 123V122H214ZM191 124V123H190ZM203 124H204V122H203ZM206 124V123H205ZM217 124V123H216ZM220 124V123H219ZM232 124V123H231ZM237 124V123H236ZM60 125V126H59ZM137 125V124H136ZM145 125V124H144ZM147 125V124H146ZM195 125V124H194ZM193 125V126H194ZM207 125V124H206ZM212 125V124H211ZM215 125V124H214ZM118 126V125H117ZM129 126V125H128ZM140 126V125H139ZM148 126H149V124H148ZM188 126H189V124H188ZM192 126V125H191ZM203 126V125H202ZM237 126V125H236ZM264 126V125H263ZM104 127V126H103ZM109 127V126H108ZM130 127V126H129ZM142 127V126H141ZM169 127V126H168ZM187 127V126H186ZM71 128H72V126H70L66 131L69 133V132H71V134H69L70 136L69 137H67L66 139H68V140H70L71 138H73V137H76L77 136V132L76 131H74L73 132V129L71 130ZM116 128V127H115ZM114 128V129H115ZM123 128H125V126L123 127ZM140 128V127H139ZM146 128H147V126H146ZM184 128V127H183ZM190 128V127H189ZM192 128V127H191ZM197 129L199 128V127H196ZM209 128V127H208ZM136 129V128H135ZM148 129V128H147ZM155 129H157V128H155ZM187 129V128H186ZM65 130V129H64ZM111 130V129H110ZM110 130H108V131H110ZM120 130V129H119ZM131 130V129H130ZM134 130V129H133ZM153 130V129H152ZM151 130V131H152ZM107 131V132H108ZM125 131V130H124ZM132 131V130H131ZM204 132V131H203ZM203 132H202V134H203ZM213 132V131H212ZM227 132V131H226ZM108 133H110V132H108ZM118 133V132H117ZM127 133H128V131H127ZM180 133H181V131H180ZM183 133V132H182ZM187 133V132H186ZM232 133V132H231ZM242 133V132H241ZM252 133V132H251ZM113 134V133H112ZM126 134V133H125ZM184 134V133H183ZM192 134V133H191ZM250 134V133H249ZM127 135V134H126ZM196 135V134H195ZM225 135V134H224ZM228 135H230L229 133H228ZM232 135V134H231ZM93 136V135H92ZM135 136V135H134ZM175 136V135H174ZM178 136V135H177ZM176 136V137H177ZM189 136V135H188ZM187 136V137H188ZM260 136V135H259ZM124 137V136H123ZM151 137V136H150ZM149 137V138H150ZM192 137H193V134H192ZM192 137H190V138H192ZM195 137V136H194ZM193 137V138H194ZM220 138H221V136H219ZM228 138H229V136H227ZM247 137V136H246ZM70 138V139H69ZM90 138H92V137H90ZM115 138V137H114ZM113 138V139H114ZM152 138V137H151ZM171 138V137H170ZM184 138H186V137H184ZM228 138H226L227 140H228ZM244 138V137H243ZM248 138V137H247ZM105 140H106V138H104ZM108 139V138H107ZM111 139V138H110ZM112 139V140H113ZM182 139H183V137H182ZM230 139V138H229ZM21 140L22 139H16V138H14V137H5L4 139H2V136H0V165H5V166H7V165H14L15 163H17L19 160H21V159H23V160H25L22 156L23 155H21L20 153L18 154H16V155H14V156H9L8 155V149L10 148V149H12V148H14V146L16 147V144H18L19 142H21ZM88 140V139H87ZM101 140V139H100ZM148 140V139H147ZM181 140V139H180ZM213 140V139H212ZM242 139H240V141H241ZM55 141V140H54ZM111 141V140H110ZM152 141V140H151ZM221 141V140H220ZM224 141H226L225 139H224ZM245 141V140H244ZM243 141V142H244ZM250 141V140H249ZM253 141V140H252ZM264 141V140H263ZM89 142V141H88ZM94 142V141H93ZM177 142V141H176ZM187 142V141H186ZM219 142V141H218ZM236 142V141H235ZM239 142V141H238ZM242 142V143H243ZM262 142V141H261ZM87 142H85V144H86ZM179 143V142H178ZM259 143V142H258ZM258 143H256L257 145H258ZM263 143V142H262ZM72 146V148H74L73 147V145H74V143H70ZM185 144V143H184ZM206 144V143H205ZM223 144H224V142H223ZM247 144V143H246ZM251 144V143H250ZM96 145V144H95ZM180 145V144H179ZM212 145H213V143H212ZM236 145V144H235ZM238 145V144H237ZM252 145V144H251ZM250 145V146H251ZM89 146H91V145H89ZM174 146V145H173ZM209 146H211V145H209ZM224 146H225V144H224ZM230 146V145H229ZM234 146V145H233ZM254 146H255V144H254ZM36 146H34V148H35ZM70 147V148H71ZM165 147V146H164ZM179 147V146H178ZM218 147V146H217ZM223 147V146H222ZM226 147V146H225ZM243 147V146H242ZM244 147H245V144H244ZM248 147V146H247ZM252 148H253V146H251ZM24 149H25V147H23ZM94 148V147H93ZM167 148V147H166ZM168 148H169V146H168ZM167 148V149H168ZM206 148V147H205ZM239 148H241V146L239 147ZM251 148V149H252ZM255 148V147H254ZM170 149V148H169ZM171 149H173L172 147H171ZM236 149V148H235ZM256 149V148H255ZM259 149V148H258ZM257 149V150H258ZM90 150V149H89ZM93 150H95V149H93ZM145 150V149H144ZM177 150V149H176ZM211 150H212V148H211ZM234 150V149H233ZM242 150V149H241ZM248 150V149H247ZM253 150V149H252ZM51 151V150H50ZM59 151V149H57L56 150V152H58ZM207 151H208V149H207ZM206 151V152H207ZM238 151V150H237ZM240 151V150H239ZM251 151V150H250ZM93 152V151H92ZM176 152V151H175ZM199 152V151H198ZM197 152V153H198ZM202 152H203V150H202ZM209 152V151H208ZM214 152V151H213ZM248 152H249V150H248ZM135 154H136V152H134ZM138 153V152H137ZM164 152H163V150H159L158 151V162H157V159H153V158H151L150 156H148V157H144L143 159H142V161H138V162H136L135 160H133V161H131V166H133L134 164H136L135 166H138L139 167V169L141 168V167H144L143 168V170L141 171V173H140V170L139 169H137V170H134L132 173H136V174H138L139 173V177H142V180H145L144 182L142 181L141 183V188H139V189H142V191H146V192H149V193H152V192H156V191H160L159 189H160V184H161V181H162V178H163V175L162 176H160L161 174H162V169H163V163H162V160H160L161 159V155L163 154ZM246 153H247V151H246ZM251 153V152H250ZM84 154L85 153H83V157H84ZM133 154V153H132ZM142 154V153H141ZM196 154V153H195ZM199 154V153H198ZM202 154V153H201ZM204 154V153H203ZM207 154V153H206ZM214 154V153H213ZM91 156H92V154H90ZM131 155V154H130ZM137 155V154H136ZM248 155V154H247ZM129 156V155H128ZM134 156V155H133ZM194 156V155H193ZM214 156V155H213ZM256 156L257 155H255V156H253V157H251L250 158V160H245V162L244 163H241L240 164V166H239V169H237V170H235V171H233V175L231 174L230 176H229V172H231V171H229V172H226V174H225V179L223 178L220 182H219V184L222 182V181H224V184L222 185V183H221V186H220V190H219V192H216V195H215V198L214 199H216L215 201H213V204H212V206H211V208H212V210L213 211H215V212H217V211H219V210H221L222 211V213L224 214V216L226 215V220L223 222V223H225L224 225H215V226H209V230H213L214 231V233L215 234H217V235H225L226 234V232H229L230 230H231V228L233 227V224L235 225V227L236 228H238L239 229V231H241V232H245V233H248L249 231L250 232H253V230L252 229H250V230H247V227L244 225V224H239V223H237V221L235 220L234 222H236V223H234L233 222V218L234 217H231L232 216V214L233 215H235V214H237V215H239V216H242V215H246L248 218L250 217V216H254L255 215V211H256V215L254 216V217H252V218H255L256 216H262V218L261 217H258V218H255L254 219V221H258V219H260V220H263L264 219V212H261L260 210H259V206H261V205H264V199L262 198V195H264V177H263V180H260L259 179V181H257V178L259 177V176H264V173H262L261 175H259V176H254L255 174L251 171V172H249V171H247L248 169H250V167L252 168H256L257 170H259V172L261 171V170H264V167H263V165H264V159L262 158V159H258V158H256ZM124 156H122V158H123ZM202 157H204L205 158V156H202ZM201 157V158H202ZM210 157V156H209ZM237 157V156H236ZM264 157V156H263ZM85 158V157H84ZM83 158V159H84ZM86 158H88V157H86ZM125 158V157H124ZM131 158H132V156H131ZM192 158V157H191ZM196 158V157H195ZM249 158V157H248ZM247 158V159H248ZM82 159V158H81ZM80 159V160H81ZM91 159V158H90ZM117 159V158H116ZM121 159V158H120ZM128 159V158H127ZM130 159V158H129ZM133 159H134V157H133ZM193 159V158H192ZM242 159V158H241ZM245 159V158H244ZM243 159V160H244ZM89 159H84L83 161H88ZM94 160V159H93ZM204 160V159H203ZM202 160V161H203ZM109 161V160H108ZM24 162V161H23ZM79 162V161H78ZM81 163H84V162H82V161H80ZM91 162V161H90ZM90 162H87V164L88 163H90ZM93 162V161H92ZM91 162V163H92ZM110 162V161H109ZM118 162V161H117ZM120 162L122 163V161L120 160ZM127 162V161H126ZM198 162V161H197ZM205 162V165H206V167H205V169L202 171V172H199V173H196L195 175H194V178H193V181L190 183V184H188V185H186V186H184L186 189H187V193L188 194H196V193H199V194H206L207 192H213V191H216V187H215V189H213V186H215V184L217 185L218 183H215L214 185H211V178H212V176L210 177V171L212 170V167H211V164H210V162H211V160L210 159H207L206 161H204ZM220 162V161H219ZM80 163V164H81ZM116 163V162H115ZM129 163V162H128ZM191 163V162H190ZM84 164H86V163H84ZM83 164V165H84ZM92 164H95V163H92ZM97 164V163H96ZM95 164V165H96ZM103 164V163H102ZM101 164V165H102ZM107 164V163H106ZM106 164H105V166H106ZM109 164H111V163H109ZM112 164H114L113 162H112ZM119 164V163H118ZM123 164V163H122ZM217 163H215V165H216ZM221 164V163H220ZM223 164H224V162H223ZM83 165H81V166H83ZM104 165V164H103ZM129 165V164H128ZM243 165H244V167H243ZM81 166H80V168H79V166H78V170L79 169H81L82 170V168H81ZM87 165H85V167H86ZM88 166H89V164H88ZM91 166H93V165H91ZM98 166V165H97ZM104 166V167H105ZM116 167H117V165H115ZM127 166V165H126ZM130 165H129V167H131ZM202 166V165H201ZM119 167H121V166H118L117 168H119ZM181 167V166H180ZM84 168V167H83ZM88 168H90V167H88ZM135 168V167H134ZM219 168V167H218ZM92 169V168H91ZM97 169V168H96ZM99 169V168H98ZM97 169V170H98ZM102 169H103V167H102ZM136 169V168H135ZM167 169V168H166ZM175 169V168H174ZM88 170V169H87ZM92 170H94V169H92ZM92 170H91V172H92ZM112 170H113V168H112ZM133 170V169H132ZM117 171V170H116ZM125 171V170H124ZM137 171V172H136ZM216 171V170H215ZM85 172H87V171H85ZM105 172V171H104ZM109 172V171H108ZM111 172V171H110ZM109 172V173H110ZM121 172V171H120ZM108 173V174H109ZM118 174V173H117ZM120 174V173H119ZM100 175V174H99ZM213 175H214V173H213ZM228 175V176H227ZM63 176H65V175H63ZM80 179V181H82L83 180V182H84V180H85V177L84 178H79ZM169 179V178H168ZM233 179V180H232ZM251 179V180H250ZM232 180V181H231ZM250 180V182H252V183H254L251 187L253 188L252 190H251V193H253V194H257V197H255V199H253L252 201H253V206H252V208H247L248 210H242V209H240V210H238V211H233L232 212V204H225V203H223V199L225 198V199H227V197L228 198H230L229 196H230V194H231V197L232 198H235L237 201H236V203L238 204V200L240 199V197L239 196H241V195H243V191L242 190H244V187H241V186H243V185H241V186H239V184H242V182H248ZM253 180V181H252ZM85 181H87V180H85ZM48 181H46V183H47ZM155 182V183H154ZM250 182H249V184H250ZM71 184L70 185H72L73 183L74 184H78L77 185V187L78 186H80L79 184V181L78 180H73L72 179V182H70ZM108 183V186L106 187V188H108L107 190H109L110 192H109V198H107V199H105V200H103V201H101V202H99L98 204L100 205L101 204V207H103L104 206V203H106V201H108L109 199L110 200H112L114 197H116L117 195H119L118 194V192H119V189L122 187V183H123V181H119V180H116V181H111L110 183L109 182H107ZM229 183V184H228ZM49 184V183H48ZM218 184V185H219ZM246 184V183H245ZM153 185V190H151V186ZM183 187V188H184ZM87 188V187H86ZM85 188V189H86ZM91 188V187H90ZM35 189V188H34ZM84 189V190H85ZM94 189V188H93ZM175 189V188H174ZM177 189V188H176ZM175 189V190H176ZM181 189H182V187H181ZM230 190V189H233V190H231V192H229V193H227L226 191H224V190ZM174 191V190H173ZM224 191V192H223ZM240 191V192H239ZM72 192H73V189H72ZM232 192H234V193H232ZM157 194H158V192H156ZM186 193V194H187ZM181 194H183V192L181 193ZM221 194V195H220ZM77 196V194H75V192H73V194L71 193L70 194V196H69V198L66 200V202L67 201H73L74 200V198ZM238 198H237V197ZM153 197H154V195H152L151 196V200L153 201ZM176 199H174V201H173V204H174V206H177V207H179V206H183L184 204H185V202L183 201V200H179L178 199V197L176 196L175 197ZM175 200H176V202H175ZM220 201H222V202H220ZM102 202H104V203H102ZM68 204L70 205V202H68ZM235 204V203H234ZM55 205V203L54 202H51L50 203V206H54ZM234 206V205H233ZM208 207V205L207 206H202L201 208H200V210H202L201 211V213L202 214H207L208 212H209V207ZM254 207V208H253ZM47 208H48V206H46V207H44V210L46 211L47 210ZM207 208V209H206ZM210 208V209H211ZM238 209H239V206L237 207ZM253 209V210H252ZM43 210V211H44ZM186 210H189L188 208H186ZM255 210V211H254ZM158 211H162V210H158ZM158 211L157 212H154L153 213V215L155 216L154 218H159V219H161V215H159L158 214ZM260 213H259V212ZM179 213L181 212V211H178ZM214 212V213H215ZM212 214V213H211ZM176 215V214H175ZM174 216V215H173ZM207 215H204L203 217H206ZM178 217V216H177ZM129 219V218H128ZM260 220L258 221V222H260ZM186 221L189 223V224H187V226L188 227H186L185 226V228L182 230V232H181V234H182V236L183 235H185L187 232H189V227H191V220L188 218V219H186ZM264 223V222H263ZM91 227L89 226V224H88V226L86 225H84L83 227H82V229L81 230H79V231H76V232H74L75 234H77V236L73 239V242H72V244L73 243H75V242H77L78 240H80V238L79 237H81L80 236V233H83L82 234V237L84 236V237H86L87 236V234L89 233V231L87 232V230H89ZM214 229H216L217 231H215ZM264 231V225H262V226H259V227H257V230H256V232H257V234H255V235H253L254 237V240H252V242H251V244H254L253 245V247L251 246V248L250 249H253V248H255V247H257V250H258V252H257V250H255L254 251V253L256 254H254V255H252L251 256V258H249L247 261H245V264H258V262H259V259L260 258H263L264 257V252H263V249H264V244H262L261 243V240L262 239H264V233L263 234H260L261 232H263ZM241 241V240H240ZM57 246H59V247H63V245H64V243H65V240L64 239H60V240H57ZM242 243V242H241ZM196 245H198V244H193L192 246V248H187L185 251H184V253L186 254V255H190V256H199L200 255V250H198L199 248H196ZM239 245H240V242H239ZM262 245V246H261ZM242 245H240V247H241ZM225 247V246H224ZM249 249V250H250ZM238 250V247H225V248H223L222 250H221V252L219 253V255H217L218 257H216V260L215 261H213L212 263L213 264H237V261L235 260V256H236V251ZM184 253L182 252V251H180L179 253H177L176 254V256H175V260L176 261H178V260H180V259H182L183 258V256H184ZM158 258H161L160 256H158ZM163 258V257H162ZM263 262H264V260H263ZM188 264H191V263H189V262H187ZM262 263V262H261Z\"/></svg>", "mask_w": 264, "mask_h": 264}, {"label": "rangeland", "instance_id": "obj_3", "mask_svg": "<svg viewBox=\"0 0 264 264\" xmlns=\"http://www.w3.org/2000/svg\"><path fill=\"white\" fill-rule=\"evenodd\" d=\"M264 23V22H263ZM260 30H261V32H262V30H264V24H262L260 27H259V31H257V34L255 35L256 37H254V38H251L252 39V41L251 40H249L248 41V39L241 45L240 43H238V42H236L234 39H229L228 37H229V35H230V33H234V31L232 30V29H227V30H222V31H220L219 33H218V35H217V43H216V41H201V42H199V41H191V43H189V48H188V50L190 51V48L191 49H193V50H191L190 52H188V50H187V53L185 54V59H186V57H187V59H186V62L188 63V62H194V69L192 70V71H194V73L193 72H191V70H190V72L188 73V72H183V73H181V74H183V75H181V76H179V77H177V80H180L179 81V83H177V85H176V87H174V90H173V88L172 87H170V88H168V89H166L164 92H162V93H159V94H157L158 93V91H157V93H153V95H156L157 97H156V99L154 100V102H151V104L149 103V104H147V105H145L144 106V104L143 103H145V102H143V101H137L138 100V98H135V99H130V97H131V94H132V92H129L128 93V95L123 99V102H122V105H123V109H124V112H125V119L123 120V122H117L116 121V123H114V124H109L108 126L106 125H103L100 129H97L96 131L98 132L99 130V135L98 134H92V135H90L89 136V138H88V140H87V143H89V145H91V146H87L88 147V150L90 149V151L92 152L93 151V149H95L99 144H101V143H103L104 141H108V140H111V141H116V142H121L122 141V139H124V138H127L128 136H130L131 135V133L133 132V129L135 130V128L137 129V128H144L145 130H147L146 131V135H144V137L145 138H147L145 141H143V142H141V143H134L132 146H130V148L129 149H127L126 151H124V152H121V153H119L117 156H115L114 158H112L111 160H109V161H106V162H101V164L99 165V163L98 162H96L95 160H93L94 158L90 155V154H92V153H85L84 154V157H83V153L84 152H80V157H79V159L78 160H76V162L78 163V165H79V168H80V166L81 165H83L84 163H86V164H84L83 166H81V168H82V170L81 169H79V171H82V172H85V171H87V172H90L92 169H94V170H92V172H97L98 174H100V175H105V174H108L110 171V173H112V172H115L116 174L118 173H123L124 172V170H126V168H127V166H128V164L132 161V159H133V157H134V159H138V158H140V156L141 155H143L145 152H149V155L151 156V155H156V154H158V151H155V150H158V145L160 146V147H162V150L165 152V151H171V147L172 148H175L176 147V145H178L179 147H177V150L175 149V153L173 154V156L171 157V160H170V164H171V167H170V169H171V171L174 173V172H176L179 168H180V166H182V165H185V164H191V163H197V161L198 162H200V161H202L203 159L204 160H206V159H208V158H211V157H213V155L215 156V153H216V151H217V149H218V147H225L226 146V148L229 150V152H230V154H231V156L232 157H234V158H236L237 159V157L238 158H242V161H240L241 163L244 161L245 162V160L247 161V160H250V158L251 157H253V156H255L256 154V152H257V149L261 146V144H262V142H264L263 140H264V109L263 110H261L262 109V107L264 106V104H263V106L261 105L262 103H264V99H262V98H264V96H263V94H264V70H262V69H264L262 66H263V64H264V62H263V60L264 59H262L261 57H259V55H258V57H253L254 58V60L253 59H251V50L250 49H253V48H255L256 46H258L260 43V45H264V32L263 33H261L260 34ZM258 34H260V36L258 35ZM220 35V36H219ZM263 35V36H262ZM221 37V38H220ZM263 39V40H262ZM220 40L222 41V40H224L221 44H219L218 45V42H220ZM226 41V42H225ZM262 41V42H261ZM192 42H193V45H192ZM197 43V44H195V43ZM225 42V43H224ZM248 44H247V43ZM199 43V44H198ZM209 43V44H208ZM229 43V44H228ZM233 45H232V44ZM252 43V44H251ZM191 44V45H190ZM225 44V45H224ZM240 44V45H239ZM250 45V46H249ZM226 48H225V47ZM237 46H239V47H241L242 46V49L241 48H239V49H237ZM255 46V47H254ZM232 47L234 48L233 49V51H232ZM247 47V48H246ZM196 48V49H195ZM229 49H231L230 51H232V53L229 51V52H227ZM240 49H241V51H240ZM196 50H197V52H196ZM234 50L236 51V52H234ZM237 50H238V52L240 53V54H242L243 52H248V53H250V55L248 56V58H247V64H248V66H249V64H250V66H249V71L247 70V73H246V75H247V77H248V74L250 75V77H246V75H245V77H242V79H240L239 80V83H238V81L236 82V83H234L233 82V84H231V83H226V84H224L223 82L227 79V77L231 74V72H232V66L234 65V61H235V59H237V57L239 58V56H240V54L239 53H237ZM193 51V52H192ZM225 51V52H224ZM243 51V52H242ZM154 52H155V54H154ZM154 52H153V55H152V57H151V59H150V62H149V64L150 63H157L158 61H161V59H163V58H165V57H167V54L166 53H158V51H155L154 50ZM157 52V53H156ZM193 53V56L191 55ZM215 53V54H214ZM220 53V54H219ZM221 53H222V59H221V57H219L218 55H221ZM227 54V57L225 56L226 54ZM231 53V54H230ZM234 53H235V55L237 56V57H235L234 58ZM160 56V54H161V58L158 56V55ZM189 54V55H188ZM217 54V55H216ZM230 54V55H229ZM157 55V56H156ZM164 55H166L165 57H164ZM187 55V56H186ZM230 57H232V58H234V59H232V58H230ZM201 56H202V58H201ZM225 56V57H224ZM153 57H155V58H153ZM191 57V58H190ZM194 57H196V58H194ZM218 57H219V60H218ZM189 58V59H188ZM194 58V59H193ZM159 59V60H158ZM211 59V60H210ZM232 59V60H231ZM258 59V61L256 62L255 60H257ZM261 59H262V61H261ZM156 60V61H155ZM253 60V61H252ZM151 61H153V62H151ZM155 61V62H154ZM210 62V64L209 63H207V62ZM214 61V63L212 64V62ZM220 63H219V62ZM222 61H225V63L224 62H222ZM261 63H260V62ZM163 62V61H162ZM161 62V64H164V63H162ZM206 63V65H205V63ZM217 62V64H216V67H215V63ZM227 62V63H226ZM229 62V63H228ZM253 62V64L256 62V64H255V66L254 65H252L251 63ZM159 63V62H158ZM258 63V64H257ZM259 63H260V65H262L261 67H259L260 65H259ZM220 64V65H219ZM223 64V65H222ZM224 64H226L225 66H227V67H224ZM228 64V65H227ZM205 65V66H204ZM210 65H212V66H210ZM257 65V66H256ZM259 65V66H258ZM217 66H219V67H217ZM221 66V67H220ZM231 66V67H230ZM135 67V68H134ZM197 67V68H196ZM201 67H202V69H201ZM204 67V68H203ZM212 67H213V69H212ZM251 67H253V69L251 68ZM258 67V68H257ZM145 66H143V67H140V66H137V65H134L133 66V64H130V66H129V68H128V72H130L131 70L133 71L134 69L136 70V69H139V70H141L140 72L141 73H143V72H145ZM200 68V69H199ZM223 68V69H222ZM225 68V69H224ZM228 68H229V70H230V72H229V70H228ZM231 68V69H230ZM248 68V67H247ZM255 68H257L258 69V71H256L257 69H255ZM130 69V70H129ZM164 69H168V67L167 68H164ZM206 69H207V71H206ZM253 71H252V70ZM254 69H255V71L256 72H254ZM197 70V72H195ZM214 70H215V73H214ZM224 70V71H223ZM242 70H246V67H244L243 66V68H242ZM262 70V71H261ZM211 71H213V73L211 72ZM226 71V72H225ZM251 71V72H250ZM262 73H261V72ZM209 72H210V74H209ZM220 72H221V74H220ZM187 73V74H186ZM192 73V74H191ZM196 73V74H195ZM227 73H228V75H227ZM255 73H256V75L258 74V73H261V74H263V75H261V76H259V77H257V78H259L260 79V81H261V83H260V81L258 80H256V79H254L255 78ZM207 74V75H206ZM214 74H216V76L214 75ZM219 74V75H218ZM252 74V75H251ZM254 74V75H253ZM190 75H193L192 77H189ZM201 75H202V77H201ZM203 75H204V77L205 76H207V77H203ZM227 75V76H226ZM195 76V77H194ZM196 76H198L197 78H196ZM208 76H209V78H208ZM220 76H222V77H220ZM200 77V78H199ZM215 78V80H214V78ZM216 77H218L217 79H216ZM219 77L221 78L220 80H219ZM254 77V78H253ZM152 77H150V80H149V78H147V80L145 79L144 81H146L145 82V84L142 86H138V88H139V90L141 89V91H143V90H150V89H156V87H158V84L159 83H161V79H164V78H161V79H157L156 78V80L154 79V78H152V79H154V81L155 82H152L153 80L151 79ZM202 78V79H201ZM208 78V79H207ZM213 78V79H212ZM249 78H252V79H250L249 80ZM194 79V81H192ZM199 80H200V82H199ZM217 80H218V82H217ZM252 80V82H254V83H252V84H250L251 81ZM254 80V81H253ZM117 80H115L114 82H112V84L109 86V87H111V88H107L108 90H107V92L108 91H110V90H112V91H110V92H108L109 94H112V93H114V91L115 92H117V91H120L121 90V82L120 81H117ZM143 81V82H144ZM149 83H148V82ZM192 81V82H191ZM206 81V82H205ZM211 81V82H210ZM217 82L216 83V85H215V83L214 82ZM241 81V82H240ZM242 81H243V83H242ZM151 82H152V84H151ZM190 82V83H189ZM195 84H194V83ZM204 82H205V84H204ZM208 82V83H207ZM212 82H213V84H212ZM221 82V83H220ZM248 83V84H246V83ZM146 83H147V85H146ZM156 85H155V84ZM185 83H186V85H185ZM187 83H188V85H187ZM200 83V84H199ZM211 83V84H210ZM117 84V85H116ZM150 84H151V87H149L150 86ZM191 84V85H190ZM193 84V85H192ZM198 84V85H197ZM205 85V87H203V86H200V85ZM235 84V85H234ZM243 84V85H242ZM259 84H262V86L261 85H259ZM182 85V86H181ZM184 85V86H183ZM189 85H190V87H189ZM226 85V86H225ZM230 85V86H229ZM231 85L234 87V89H235V87H236V90H234L232 87H231ZM241 87H240V86ZM257 85L259 86V87H257ZM119 86H120V88H119ZM156 86V87H155ZM188 86V87H187ZM200 86V87H199ZM210 86V87H209ZM213 88H212V87ZM223 86H225L224 87V89H225V91H226V93H225V91L223 90ZM253 88H252V87ZM115 87H117V89L115 88ZM149 87V88H148ZM179 87V88H178ZM187 87V88H186ZM195 87V88H194ZM197 87H199V88H197ZM209 87V88H208ZM238 87V88H237ZM249 87H250V89H249ZM255 87V88H254ZM146 88V89H145ZM204 90H203V89ZM213 90H212V89ZM252 88V89H251ZM263 88V89H262ZM188 89V90H187ZM194 89V90H193ZM209 89V90H208ZM214 89H217L218 91H216V90H214ZM227 89V90H226ZM228 89L230 90V91H228ZM234 91H233V90ZM248 89V90H247ZM172 90V91H171ZM203 90V91H202ZM247 90V91H246ZM250 90V91H249ZM190 91V92H189ZM192 91V92H191ZM202 91V92H201ZM208 91V92H207ZM212 91V92H211ZM215 91V92H214ZM222 91V92H221ZM228 91V92H227ZM232 91V92H231ZM245 91V92H244ZM251 91H252V93H255V94H250L251 93ZM256 91V92H255ZM259 91L262 93H259ZM138 92V91H137ZM168 92V93H167ZM172 92V93H171ZM194 92V93H193ZM210 92V93H209ZM247 92H249V94L247 95ZM207 93V94H206ZM232 93V94H231ZM234 93V94H233ZM257 93V94H256ZM175 94V95H174ZM197 94V95H196ZM214 94H216L217 96L215 97V95ZM220 94H221V96L222 95H226V96H224V98H223V96H222V99H221V96H220ZM242 94H244V95H242ZM193 95V96H192ZM200 95V96H199ZM207 95V96H206ZM211 95V96H210ZM232 95L233 96H235V97H233L232 99H231V97H232ZM252 95V97L250 98V96ZM263 97H262V96ZM129 96V97H128ZM164 96H166L167 98H165ZM245 96V97H244ZM169 97V98H168ZM196 97V98H195ZM197 97H199V98H197ZM210 97V98H209ZM245 100H243L242 98ZM192 98H194V99H192ZM206 98H207V100H206ZM212 98V99H211ZM216 99V100H214V99ZM220 99V100H218V99ZM253 98H255V99H253ZM260 98V102H262V103H260L259 101H258V99ZM140 99V98H139ZM159 99H161V100H159ZM203 99V100H202ZM228 99V100H227ZM133 100H135V101H133ZM164 100H166V101H164ZM181 102H180V101ZM192 100V101H191ZM232 100V101H231ZM233 100H234V102H233ZM236 100V101H235ZM263 100V101H262ZM125 101V102H124ZM128 101H130V102H128ZM137 101V102H136ZM160 101H161V103H160ZM204 101V102H203ZM216 101V102H215ZM225 101H227V105H226V102ZM253 102V103H251L252 104V106L250 105V102ZM156 102V103H155ZM163 102H164V104H163ZM165 102H167L166 104H165ZM198 102V103H197ZM215 102V103H214ZM242 102V103H241ZM244 102V103H243ZM155 103V104H154ZM160 103V104H159ZM183 103H184V105H183ZM187 103V104H186ZM211 103V104H210ZM153 104V105H152ZM159 104V105H158ZM193 104V105H192ZM197 104H199V105H197ZM201 104H203V105H201ZM222 104V105H221ZM223 104H225V105H223ZM240 104H243V105H240ZM248 104H249V106H248ZM148 105H149V107H148ZM166 105V106H165ZM177 105H179V106H177ZM190 105V106H189ZM201 105V106H200ZM255 105V106H254ZM261 105V106H260ZM151 106H153L154 107V109H153V107H151ZM186 108H185V107ZM188 106L190 107V108H188ZM193 106V107H192ZM199 106V107H198ZM206 106H207V109H206ZM213 106H214V108H213ZM219 106H220V108H219ZM221 106H222V108H221ZM224 106V107H223ZM246 106V107H245ZM251 106V108H250V110H251V112L249 113V107ZM147 108V112H146V108ZM156 107V108H155ZM161 107V108H160ZM163 107V108H162ZM166 107V109H164ZM167 107H168V109H169V111H168V109H167ZM175 107V108H174ZM176 107H177V109H176ZM201 107V108H200ZM216 107H218L219 109H220V111H219V109L218 108H216ZM257 109H256V108ZM260 107V108H259ZM173 108V109H172ZM183 110V111H181V109ZM185 108V109H184ZM191 108H192V110H191ZM210 108V109H209ZM216 108V109H215ZM259 108V109H258ZM264 108V107H263ZM154 111H153V110ZM159 109V110H158ZM163 109H164V112L165 113H163L162 111H163ZM175 109V110H174ZM213 109H214V111H213ZM217 109H218V111H217ZM243 109H244V111H243ZM134 110H136L137 111V113H134ZM152 110V111H151ZM161 110V111H160ZM165 110H167V112L165 111ZM173 110V111H172ZM176 110L178 111V112H176ZM210 110V111H209ZM258 112H256V111ZM259 110V111H258ZM135 111V112H136ZM156 111V112H155ZM187 111V112H186ZM191 111V112H190ZM150 112V113H149ZM161 112V113H160ZM173 112H175V113H180V116H185V115H187V114H190V116H189V119H187V121H184V122H182V123H179V124H177V125H175V127L176 128H174L173 129V131H172V134H171V138L169 137L167 140L166 139H161L159 142H158V122H163L162 123V125L164 126V128L163 129H166V128H168V126L170 127V126H174V123L178 120V118H174V115H173ZM190 112V113H189ZM193 112V113H192ZM205 112V113H204ZM212 112V113H211ZM220 112V113H219ZM247 112V113H246ZM259 112H261V113H259ZM127 113V114H126ZM154 113H155V115H154ZM163 113V114H162ZM182 113V114H181ZM185 113V114H184ZM214 113H217V114H214ZM151 114H153V115H151ZM158 114V115H157ZM160 114V115H159ZM213 114V115H212ZM260 114V115H259ZM162 115H164V116H162ZM225 115V116H224ZM251 115V116H250ZM254 115V116H253ZM256 115V116H255ZM151 118H150V117ZM157 116V117H156ZM197 116V119H195V117ZM198 116H200L199 118H198ZM215 116V117H214ZM219 116V117H218ZM248 116V117H247ZM253 116V117H252ZM139 117V118H138ZM149 117V118H148ZM160 117V118H159ZM162 117V118H161ZM167 117V118H166ZM208 117V118H207ZM210 117V118H209ZM221 117H223V119H221ZM233 117V118H232ZM246 117V118H245ZM138 118V119H137ZM158 120H157V119ZM194 118V119H193ZM206 118V119H205ZM220 118V119H219ZM229 118V119H228ZM242 118H244L243 120H242ZM137 119V120H136ZM168 119V120H167ZM169 119H172L171 121H169ZM224 119H225V121H224ZM148 122H147V121ZM157 120V121H156ZM159 120H161V121H159ZM203 120V121H202ZM207 120V121H206ZM209 120V121H208ZM212 122H211V121ZM240 120V121H239ZM248 120V121H247ZM253 120V121H252ZM257 120V121H256ZM152 121V122H151ZM156 121V122H155ZM164 121H166V123L164 122ZM193 123H192V122ZM238 121V122H237ZM247 121V122H246ZM154 122H155V126L153 127V128H151L152 127V125L154 124ZM199 122H201V123H199ZM203 122H204V124H203ZM209 122V123H208ZM215 122V123H214ZM191 123V124H190ZM197 123H199V124H197ZM207 125H206V124ZM217 123V124H216ZM220 123V124H219ZM232 123V124H231ZM237 123V124H236ZM137 124V125H136ZM145 124V125H144ZM147 124V125H146ZM148 124H149V126H148ZM188 124H189V126H188ZM195 124V125H194ZM212 124V125H211ZM215 124V125H214ZM118 125V126H117ZM130 127H129V126ZM140 125V126H139ZM150 125H151V127H150ZM192 125V126H191ZM194 125V126H193ZM203 125V126H202ZM237 125V126H236ZM125 126V128H123ZM142 126V127H141ZM146 126H147V128H146ZM187 126V127H186ZM116 127V128H115ZM184 127V128H183ZM190 127V128H189ZM192 127V128H191ZM196 127H199L198 129L196 128ZM209 127V128H208ZM115 128V129H114ZM155 128H157V129H155ZM187 128V129H186ZM111 129V130H110ZM120 129V130H119ZM132 131H131V130ZM153 129V130H152ZM108 130H110V131H108ZM125 130V131H124ZM152 130V131H151ZM110 132V133H108V132ZM127 131H128V133H127ZM180 131H181V133H180ZM204 131V132H203ZM213 131V132H212ZM227 131V132H226ZM118 132V133H117ZM184 134H183V133ZM187 132V133H186ZM202 132H203V134H202ZM232 132V133H231ZM242 132V133H241ZM252 132V133H251ZM113 133V134H112ZM127 135H126V134ZM193 134V137H192V134ZM228 133L230 134V135H228ZM250 133V134H249ZM136 134H138V133H135V135ZM196 134V135H195ZM225 134V135H224ZM232 134V135H231ZM175 135V136H174ZM178 135V136H177ZM189 135V136H188ZM260 135V136H259ZM124 136V137H123ZM152 138H151V137ZM177 136V137H176ZM188 136V137H187ZM219 136H221V138L219 137ZM227 136H229V138L227 137ZM248 138H247V137ZM90 137H92V138H90ZM115 137V138H114ZM133 137V136H132ZM143 137V138H144ZM150 137V138H149ZM182 137H183V139H182ZM184 137H186V138H184ZM190 137H192V138H190ZM244 137V138H243ZM104 138H106V140L104 139ZM108 138V139H107ZM111 138V139H110ZM114 138V139H113ZM226 138H228V140L226 139ZM101 139V140H100ZM113 139V140H112ZM133 139V138H132ZM181 139V140H180ZM213 139V140H212ZM224 139L226 140V141H224ZM240 139H242L241 141H240ZM152 140V141H151ZM221 140V141H220ZM245 140V141H244ZM250 140V141H249ZM253 140V141H252ZM89 141V142H88ZM94 141V142H93ZM137 141V140H136ZM135 141V142H136ZM177 141V142H176ZM187 141V142H186ZM219 141V142H218ZM236 141V142H235ZM239 141V142H238ZM244 141V142H243ZM262 141V142H261ZM179 142V143H178ZM223 142H224V144H225V146H224V144H223ZM243 142V143H242ZM259 142V143H258ZM185 143V144H184ZM206 143V144H205ZM212 143H213V145H212ZM247 143V144H246ZM252 145H251V144ZM256 143H258V145L256 144ZM96 144V145H95ZM180 144V145H179ZM236 144V145H235ZM238 144V145H237ZM244 144H245V147H244ZM254 144H255V146H254ZM174 145V146H173ZM209 145H211V146H209ZM230 145V146H229ZM234 145V146H233ZM253 146V148L251 147V146ZM165 146V147H164ZM168 146H169V148H168ZM218 146V147H217ZM241 146V148H239ZM243 146V147H242ZM248 146V147H247ZM94 147V148H93ZM168 149H167V148ZM206 147V148H205ZM256 149H255V148ZM211 148H212V150H211ZM236 148V149H235ZM253 150H252V149ZM145 149V150H144ZM207 149H208V151H207ZM234 149V150H233ZM242 149V150H241ZM249 150V152H248V150ZM172 150H174V149H172ZM202 150H203V152H202ZM238 150V151H237ZM240 150V151H239ZM251 150V151H250ZM199 151V152H198ZM207 151V152H206ZM214 151V152H213ZM246 151H247V153H246ZM134 152H136V154L134 153ZM138 152V153H137ZM199 154H198V153ZM251 152V153H250ZM133 153V154H132ZM142 153V154H141ZM196 153V154H195ZM202 153V154H201ZM204 153V154H203ZM207 153V154H206ZM214 153V154H213ZM131 154V155H130ZM248 154V155H247ZM129 155V156H128ZM134 155V156H133ZM194 155V156H193ZM122 156H124L123 158H122ZM131 156H132V158H131ZM202 156H205V158L204 157H202ZM210 156V157H209ZM237 156V157H236ZM86 157H88V158H86ZM193 159H192V158ZM196 157V158H195ZM202 157V158H201ZM249 157V158H248ZM82 158V159H81ZM86 160V159H89L87 162H92V163H97L96 165L95 164H92L91 162L90 163H88L89 164V166H88V164H87V162L86 161H83L84 159ZM91 158V159H90ZM117 158V159H116ZM121 158V159H120ZM128 158V159H127ZM130 158V159H129ZM245 158V159H244ZM248 158V159H247ZM81 159V160H80ZM133 159V160H134ZM244 159V160H243ZM120 160L122 161V163L120 162ZM131 160V161H130ZM203 160V161H204ZM79 161V162H78ZM80 161H82V162H84V163H81ZM118 161V162H117ZM127 161V162H126ZM220 161V162H219ZM112 162L114 163V164H112ZM116 162V163H115ZM129 162V163H128ZM191 162V163H190ZM223 160L222 159H216L215 160V162L214 163H217L216 165L214 164V166H213V173H214V175L213 176H219L222 172H223V169H224V165H225V162H224V164H223ZM81 163V164H80ZM107 163V164H106ZM109 163H111V164H109ZM119 163V164H118ZM221 163V164H220ZM105 164H106V166H105ZM85 165H87L86 167H85ZM91 165H93V166H91ZM98 165V166H97ZM115 165H117V167L118 166H121V167H119V168H117ZM127 165V166H126ZM105 166V167H104ZM84 167V168H83ZM88 167H90V168H88ZM102 167H103V169H102ZM219 167V168H218ZM92 168V169H91ZM98 170H97V169ZM112 168H113V170H112ZM175 168V169H174ZM88 169V170H87ZM117 170V171H116ZM216 170V171H215ZM105 171V172H104ZM109 171V172H108ZM121 171V172H120ZM96 184L95 183H92L91 185H89L86 189H90V187L93 189V188H95L96 186H95ZM263 260H264V257L263 258H260L259 259V262H258V264H264V262H263ZM262 262V263H261Z\"/></svg>", "mask_w": 264, "mask_h": 264}]
</instances>
